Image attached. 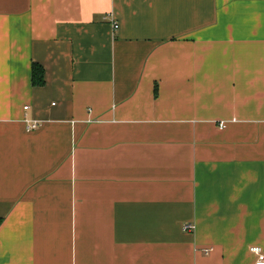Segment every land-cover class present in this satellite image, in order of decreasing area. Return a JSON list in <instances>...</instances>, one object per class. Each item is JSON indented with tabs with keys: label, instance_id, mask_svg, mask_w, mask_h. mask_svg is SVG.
I'll return each instance as SVG.
<instances>
[{
	"label": "crops",
	"instance_id": "obj_1",
	"mask_svg": "<svg viewBox=\"0 0 264 264\" xmlns=\"http://www.w3.org/2000/svg\"><path fill=\"white\" fill-rule=\"evenodd\" d=\"M254 245L264 0H0V264H255Z\"/></svg>",
	"mask_w": 264,
	"mask_h": 264
},
{
	"label": "built area",
	"instance_id": "obj_2",
	"mask_svg": "<svg viewBox=\"0 0 264 264\" xmlns=\"http://www.w3.org/2000/svg\"><path fill=\"white\" fill-rule=\"evenodd\" d=\"M114 26L117 28L119 25L117 23L114 24ZM25 108L27 109L28 106H25ZM38 121H34L33 123L31 124H28L27 125V129L30 130V129H34L38 126ZM194 224L192 223H187L184 228L186 230H192L194 229ZM251 251L256 254V262L255 264H264V249L259 246V245H254L251 247Z\"/></svg>",
	"mask_w": 264,
	"mask_h": 264
},
{
	"label": "trees",
	"instance_id": "obj_3",
	"mask_svg": "<svg viewBox=\"0 0 264 264\" xmlns=\"http://www.w3.org/2000/svg\"><path fill=\"white\" fill-rule=\"evenodd\" d=\"M32 82L35 86H42L45 84V69L39 62L32 64Z\"/></svg>",
	"mask_w": 264,
	"mask_h": 264
}]
</instances>
